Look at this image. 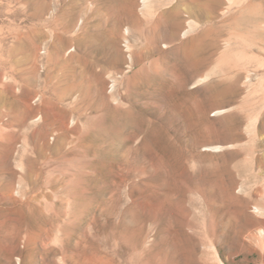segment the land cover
I'll list each match as a JSON object with an SVG mask.
<instances>
[{
    "label": "rangeland",
    "instance_id": "1",
    "mask_svg": "<svg viewBox=\"0 0 264 264\" xmlns=\"http://www.w3.org/2000/svg\"><path fill=\"white\" fill-rule=\"evenodd\" d=\"M142 1L0 0V264H264V50Z\"/></svg>",
    "mask_w": 264,
    "mask_h": 264
},
{
    "label": "bare ground",
    "instance_id": "2",
    "mask_svg": "<svg viewBox=\"0 0 264 264\" xmlns=\"http://www.w3.org/2000/svg\"><path fill=\"white\" fill-rule=\"evenodd\" d=\"M152 3V0H143L142 6H140V11L144 16V19L140 18V20H134L133 25L135 28L131 33L139 35L138 43H131L126 40L125 47L127 48V51L134 52V55L129 54L128 56L130 59V66L135 64L142 65L141 63H143L144 59L149 58L145 53H147V51H155L156 49V44L159 40V36L157 35L159 23H154L149 19V16H151L153 11ZM197 12L205 21V29L202 33L204 54L199 62L201 65H205L214 60H222L225 54V52L221 50L222 42L225 41L223 39L224 32L228 26L232 25L239 30H244L252 37V44L261 50H264V0H201ZM174 14L178 15L179 11H175ZM193 25V22L188 21L183 34L186 35ZM180 28V23L173 25L171 39H174V37L178 35L177 33H179L178 31ZM126 32L129 34L128 29ZM115 33H118L117 30ZM110 45L116 53V62L120 63L122 58L116 39L111 40ZM226 45L227 47H230V41L227 40ZM238 48L239 47H237V49ZM204 80L205 78L200 79L199 81L202 82ZM222 112L223 111H219L218 113ZM218 148L219 147H215L214 149Z\"/></svg>",
    "mask_w": 264,
    "mask_h": 264
}]
</instances>
